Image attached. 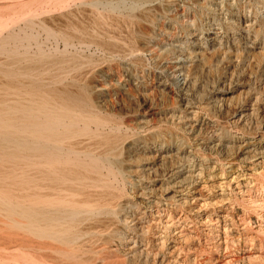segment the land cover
<instances>
[{"label": "bare ground", "instance_id": "6f19581e", "mask_svg": "<svg viewBox=\"0 0 264 264\" xmlns=\"http://www.w3.org/2000/svg\"><path fill=\"white\" fill-rule=\"evenodd\" d=\"M0 264H264V0H0Z\"/></svg>", "mask_w": 264, "mask_h": 264}]
</instances>
